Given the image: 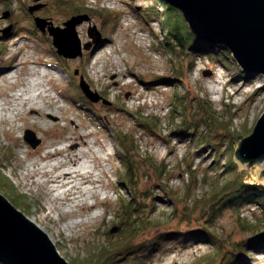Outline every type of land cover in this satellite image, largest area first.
I'll list each match as a JSON object with an SVG mask.
<instances>
[{"label":"rangeland","instance_id":"374dc122","mask_svg":"<svg viewBox=\"0 0 264 264\" xmlns=\"http://www.w3.org/2000/svg\"><path fill=\"white\" fill-rule=\"evenodd\" d=\"M71 1L73 6L83 8L85 15L79 16H86V20L75 28L82 51L74 59L55 55L56 49L47 31L51 26L64 28L63 24L72 18L63 14L62 10L66 8L63 0H0V55L3 53L0 70L15 62L21 64L17 78H0V100L6 102L0 116V194L46 235H54L56 243H52L69 264H91L94 254L105 247L108 236L112 240L119 239L114 213L121 191L116 176L122 167L111 131L116 129L134 134L138 158H151L155 165L167 166V172L161 174L160 180L146 165L140 171L138 200L151 226L136 242L171 231L177 225L182 231L199 229V223L203 222L193 219L196 217L188 221L185 215L194 199L209 193L210 183L216 179L215 172L210 169L216 153L211 147L202 145L197 148L193 141L197 139L195 136L179 139L170 133L171 126L181 123L180 117L173 113L174 94H187L188 123L191 126L198 124L195 132L201 140L206 129L201 121L205 115L200 105L202 100L221 120L231 119V131L250 135L264 113V76L250 73L247 78L235 77V65L230 60L225 61L227 67H224L206 54H198L190 67L186 66L181 54H170L162 45L164 33L153 13L158 5L151 0ZM44 7L50 10L51 18L44 21L43 33L36 27L34 18L42 16ZM31 8H34L32 13L28 11ZM103 15L107 19L105 23ZM29 29L32 35L28 34ZM89 31L94 37L89 36ZM104 34L108 40L102 39ZM86 44H90L88 50L83 48ZM30 59L44 65L25 62ZM31 70L37 75H31ZM42 72L47 73L43 89H48L47 94L57 101L49 108L45 93L38 90L42 94L35 99L36 105L55 112V116L47 117L45 123L28 105L11 107L17 102L12 101V95L26 85L27 79H35ZM203 72L210 75L204 76ZM81 77L98 97L97 102L91 103L94 111L104 116L100 122L97 116H87L84 108L69 99L73 84L79 86ZM172 77L180 78L181 82L154 81ZM211 83L220 84L219 89L211 91L208 87ZM120 108L123 111L117 113ZM141 114L160 120L156 135L150 136L135 127L134 117ZM73 123L82 133L90 134L86 140L94 150L98 151V147L91 143L95 138L105 144L104 151L99 152L104 170L101 179L105 187L96 184L92 190L95 197L86 194L78 199L76 207L65 203L51 208L50 194L32 185L25 179V174L51 162L53 159L46 161L48 157L60 150V147L55 148L56 144L61 148L70 147L64 137L71 132ZM35 124H41L44 129L37 130ZM27 131L32 132L34 140L39 142L35 148L25 140ZM95 134L97 136L93 137ZM227 145L228 142L224 141L222 150L225 151ZM226 153L223 159L229 156ZM83 163L88 165L87 160ZM190 164L193 173L187 167ZM245 168L260 178L264 166L252 164ZM163 187L171 190V196L165 194ZM93 213L97 216L91 218ZM259 214L257 208L247 206L241 211L240 218L253 222ZM38 216L43 217L42 221ZM236 217L235 212L227 209L210 224L227 243L238 242L248 235L236 222ZM108 230L110 234L107 236ZM162 248L145 264H196L199 257L211 249L208 244L201 243L176 247L172 241H167ZM0 264L3 263L0 261ZM118 264L134 263L127 257ZM237 264H264V254L253 253L251 258L245 257Z\"/></svg>","mask_w":264,"mask_h":264},{"label":"trees","instance_id":"16d2710c","mask_svg":"<svg viewBox=\"0 0 264 264\" xmlns=\"http://www.w3.org/2000/svg\"><path fill=\"white\" fill-rule=\"evenodd\" d=\"M151 1L154 5H158L154 8L153 13L159 19L161 31L164 33L162 45L170 54H181L186 66L190 67L192 59L198 54H206L214 62H219L224 67H227L225 61L230 60L235 65V77L247 78L251 75L238 66L228 50L216 43L196 37L190 31L181 12L166 0ZM63 4L66 7L62 10L63 14L68 17L85 15L83 8L73 6L74 4L71 0H63ZM41 12L42 16L40 18L44 20L51 18L50 10L46 7ZM103 18V23H105L107 19L105 16ZM143 18L145 19V16ZM26 30L27 28H25ZM28 31V34L32 33L31 29ZM102 39L108 40L109 38L104 34ZM2 55L3 53L0 56ZM55 55L58 56L57 53ZM58 58L59 62H62V59ZM58 67L64 70L61 66ZM177 73L182 74L181 70H178ZM70 74L72 75V73ZM167 80L172 81L171 83L181 82L180 78L173 77L159 78L154 81L164 82ZM140 81L147 83V81ZM72 88L73 93L69 95V99L74 104L84 108L87 116H97L98 121H102L104 116L94 111L92 103L84 96L79 86L73 84ZM186 97L187 94H174L173 113L180 117L181 123L171 126L170 133L179 139L188 135L195 136L197 139H193V141L197 148L202 145L211 147L216 153L214 160L210 163V169L215 172L216 179L210 183L209 193L202 194V196L194 199L191 209L185 215V219L188 221L192 217H196L193 219L203 223L200 224L198 222L199 229L189 231H182L180 226L177 225L171 231L160 232L152 238L136 242L137 238L151 226V222L145 216L142 210L143 207L139 203L140 200H138L140 193L138 185L141 179L140 171L143 165H146L150 170L154 171V175L160 180L161 174L165 175L167 172V166L164 164L157 166L151 162V158H138L140 156L138 155L137 141L134 134L128 135L123 130L113 129L111 131L112 139L117 146V155L122 167L116 176V183L121 191L119 192L118 208L114 213L116 217L115 229L117 234H119V239L112 240V237L107 235L110 234L108 230L106 235L109 239H107L105 247L94 254L91 264H118L127 257H130L134 264H145L146 260L154 252L162 251L163 244L167 241H172L176 247L181 248L195 243L208 244L211 249L201 255L196 264H237L242 262L245 257L251 258L253 253L264 254V180L252 174V171L250 169L247 170L245 165L241 164L235 157L240 141L249 136V134L240 135L231 131V119L221 120L207 106L208 103L202 100L200 105L205 115L201 117V121L206 126V129L204 134H201L203 135L201 137H204L201 140L198 136L196 137L195 132L198 124L191 126L188 123ZM87 111H91V113ZM122 111L120 108L116 112ZM141 115L133 116L135 127L140 131L147 132L150 136L156 135L160 120L154 116ZM224 141L228 142L225 151L222 150ZM226 152L229 153V156L227 159H223L224 156H227ZM187 167L189 172L193 173L192 165L190 164ZM163 191L166 195L171 196L169 188L166 190L163 187ZM186 198L189 199L188 193ZM247 206H253L260 211L259 216L255 217L253 222H245L243 218H240L241 211ZM227 209L235 212L237 216L236 222L239 223L241 229L248 232L247 237L238 242L227 243L222 238V235L210 225L218 215Z\"/></svg>","mask_w":264,"mask_h":264},{"label":"water","instance_id":"95a60500","mask_svg":"<svg viewBox=\"0 0 264 264\" xmlns=\"http://www.w3.org/2000/svg\"><path fill=\"white\" fill-rule=\"evenodd\" d=\"M166 1L181 12L196 37L228 50L243 71L264 76V0ZM33 10L28 11L32 13ZM84 20L86 16H74L63 24L64 28L49 27L47 31L59 56L74 59L81 55L82 46L75 28ZM44 21L34 18L36 27L43 33ZM89 36L94 37L90 31ZM89 47L90 44L83 46L85 50ZM203 74L210 75L209 72ZM79 88L90 102L98 101L82 77ZM25 140L32 148L39 143L30 131L26 132ZM235 157L246 167L252 164L264 166V113L252 133L240 141ZM263 176L264 169L260 178ZM0 261L3 264H69L59 255L49 237L1 194Z\"/></svg>","mask_w":264,"mask_h":264},{"label":"bare ground","instance_id":"6f19581e","mask_svg":"<svg viewBox=\"0 0 264 264\" xmlns=\"http://www.w3.org/2000/svg\"><path fill=\"white\" fill-rule=\"evenodd\" d=\"M14 55L16 54H13V56ZM25 62L34 65L40 64L31 59ZM40 65H44V63H41ZM20 66V63L15 62L13 65L1 67L2 70H0V78H17ZM30 74L37 75L35 70H31ZM46 76L47 73L42 72L35 79H27L26 85L12 95V101L17 102L11 105L14 109L18 106H22L23 104L28 105L35 111L36 117L44 123L47 117L55 116V112L53 110H46L37 106L35 99L38 98L43 91L45 93V96H43L49 108L57 103L56 100L47 94L48 89H43V86L46 85L43 79ZM218 85L220 84H217V86ZM217 86L212 83L208 85L209 89L213 92L219 89ZM38 90L41 92H38ZM5 105L6 102L0 100V116H2L1 112L5 108ZM35 125L39 131L44 129L41 124ZM89 135L90 134L82 133L79 130V126L73 123L71 132L69 135L64 137V141L71 144L70 147L64 146L60 148V155H50L53 159L51 162L38 166L31 172H27L25 174V179L30 181L32 185H36L39 189H43L45 192L50 194L48 201L51 208H53L54 205L61 207L65 203H71V207H76L78 205V199L84 197L86 194H88L89 197H95L96 193L92 190L95 188L96 184H100L102 187H105L101 179V175L104 174V170L102 168V158L99 155V152L104 151L105 144L99 142L95 138L91 143L93 146L98 147V151L94 150L90 147L86 140ZM92 136L95 137L97 134ZM85 160H87L88 165L83 163ZM96 216L97 214L93 213L90 217L94 218ZM37 218L40 221L43 219L41 216H38ZM37 218L34 221L35 223L37 222ZM71 226L73 227L74 225L72 224ZM47 236L54 244L56 243V239L53 234H48Z\"/></svg>","mask_w":264,"mask_h":264}]
</instances>
